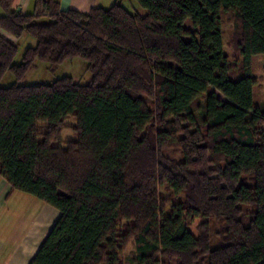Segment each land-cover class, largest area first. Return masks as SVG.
Segmentation results:
<instances>
[{"label": "trees", "instance_id": "1", "mask_svg": "<svg viewBox=\"0 0 264 264\" xmlns=\"http://www.w3.org/2000/svg\"><path fill=\"white\" fill-rule=\"evenodd\" d=\"M130 1L0 0V175L59 212L30 264H264V0ZM75 59L87 83H22Z\"/></svg>", "mask_w": 264, "mask_h": 264}, {"label": "crops", "instance_id": "2", "mask_svg": "<svg viewBox=\"0 0 264 264\" xmlns=\"http://www.w3.org/2000/svg\"><path fill=\"white\" fill-rule=\"evenodd\" d=\"M55 1L63 10L89 12L93 8L108 9L121 0ZM123 1L131 3L130 0ZM37 2L38 0H14L13 8L18 13L33 15L36 13ZM4 15L5 12L0 6V17ZM5 33L1 31L5 38L15 40L14 37L12 39L11 35ZM34 199L37 198L12 189L0 175V264H30L56 224L59 216L55 211L39 207Z\"/></svg>", "mask_w": 264, "mask_h": 264}, {"label": "rangeland", "instance_id": "3", "mask_svg": "<svg viewBox=\"0 0 264 264\" xmlns=\"http://www.w3.org/2000/svg\"><path fill=\"white\" fill-rule=\"evenodd\" d=\"M121 3L127 7L128 9L132 10L133 7L138 6L135 1L133 4L126 3L121 0ZM222 21V30H223V40H224V50L230 56L231 60L235 59L234 56V48L232 45V37L235 25L234 13L233 12H224L221 16ZM6 34V33H5ZM12 39H14L12 37ZM34 40L29 37L25 36L19 41V52L15 58L16 62H19L23 51L29 44H34ZM255 75L259 81V88L256 89V101L259 105L264 103V58H258L255 61ZM64 76H69L73 78V80L77 82L87 83L90 80L91 74L86 70V63L81 59H75L73 61H66L60 67L55 69L54 71H50L46 69V65L43 63H38L37 67L30 70L22 83L24 84H33V83H51L56 79L62 78ZM14 81V78L8 77L5 81V84H9ZM212 91V90H211ZM75 120L70 117L67 119L66 124L69 126L74 125ZM76 136L75 134L69 129L66 128L62 132V141L65 143L69 140L74 139ZM35 203L39 204V207L43 209H48V211H55L56 215L59 216V213L54 208L43 204V202L34 199ZM40 208V211H42ZM58 218V217H57ZM191 231L194 234L196 233V224L191 227ZM132 251H133V244H131L128 250L125 252L124 261L126 264H133L132 263Z\"/></svg>", "mask_w": 264, "mask_h": 264}]
</instances>
